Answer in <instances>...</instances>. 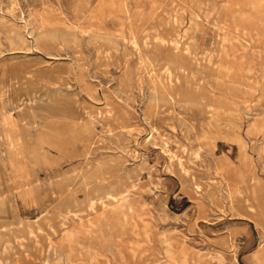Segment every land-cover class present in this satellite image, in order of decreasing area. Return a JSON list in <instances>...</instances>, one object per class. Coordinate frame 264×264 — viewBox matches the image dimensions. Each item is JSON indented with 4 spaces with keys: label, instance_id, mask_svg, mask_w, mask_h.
<instances>
[{
    "label": "rangeland",
    "instance_id": "obj_1",
    "mask_svg": "<svg viewBox=\"0 0 264 264\" xmlns=\"http://www.w3.org/2000/svg\"><path fill=\"white\" fill-rule=\"evenodd\" d=\"M0 264H264V0H0Z\"/></svg>",
    "mask_w": 264,
    "mask_h": 264
},
{
    "label": "bare ground",
    "instance_id": "obj_2",
    "mask_svg": "<svg viewBox=\"0 0 264 264\" xmlns=\"http://www.w3.org/2000/svg\"><path fill=\"white\" fill-rule=\"evenodd\" d=\"M17 1V0H16ZM18 5V4H17ZM20 9V8H19ZM161 9V8H160ZM242 11V10H241ZM34 19V18H33ZM32 21V20H31ZM238 40V39H237ZM240 42V41H239ZM231 47V46H230ZM186 72V71H185ZM178 76V75H177ZM198 87V86H197ZM256 92V91H255ZM187 106V105H186ZM214 108V107H213ZM241 113V112H240ZM146 119V118H145ZM167 121V120H166ZM256 123V122H255ZM252 134V133H251ZM153 140V139H152ZM198 146V145H197ZM261 155V154H260ZM263 163V162H262ZM104 212V211H103ZM118 238V237H117ZM61 259V258H60ZM73 262V261H72ZM65 263V262H64Z\"/></svg>",
    "mask_w": 264,
    "mask_h": 264
}]
</instances>
